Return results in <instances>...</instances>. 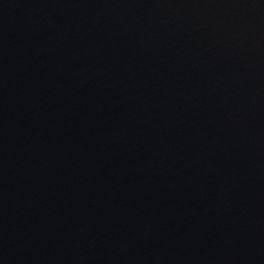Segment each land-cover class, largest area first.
<instances>
[{
    "label": "water",
    "instance_id": "water-1",
    "mask_svg": "<svg viewBox=\"0 0 264 264\" xmlns=\"http://www.w3.org/2000/svg\"><path fill=\"white\" fill-rule=\"evenodd\" d=\"M0 264H264V0H0Z\"/></svg>",
    "mask_w": 264,
    "mask_h": 264
}]
</instances>
